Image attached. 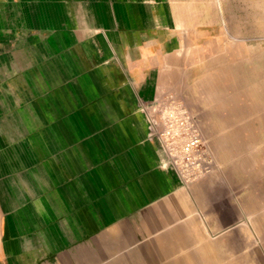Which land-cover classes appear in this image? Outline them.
Returning <instances> with one entry per match:
<instances>
[{"label":"crops","instance_id":"0c3cea01","mask_svg":"<svg viewBox=\"0 0 264 264\" xmlns=\"http://www.w3.org/2000/svg\"><path fill=\"white\" fill-rule=\"evenodd\" d=\"M53 2L0 39V264H264V189L184 186L97 34L116 8Z\"/></svg>","mask_w":264,"mask_h":264},{"label":"rangeland","instance_id":"374dc122","mask_svg":"<svg viewBox=\"0 0 264 264\" xmlns=\"http://www.w3.org/2000/svg\"><path fill=\"white\" fill-rule=\"evenodd\" d=\"M53 1L0 0V39L10 12ZM108 2L122 19L102 23L97 34L123 44L115 54L151 113L165 165L186 187L213 180V186L264 189V28L256 29L264 15L259 21L246 15L255 0ZM191 139L197 143L188 152Z\"/></svg>","mask_w":264,"mask_h":264},{"label":"bare ground","instance_id":"6f19581e","mask_svg":"<svg viewBox=\"0 0 264 264\" xmlns=\"http://www.w3.org/2000/svg\"><path fill=\"white\" fill-rule=\"evenodd\" d=\"M251 14H254L255 16L259 17L260 19H258V21L261 20L262 16L264 15V0H255V2H253V7L251 8V10H248L246 12L247 16H250ZM263 28L264 26L261 23L256 24L257 30L263 29Z\"/></svg>","mask_w":264,"mask_h":264},{"label":"built area","instance_id":"2783aa9c","mask_svg":"<svg viewBox=\"0 0 264 264\" xmlns=\"http://www.w3.org/2000/svg\"><path fill=\"white\" fill-rule=\"evenodd\" d=\"M167 133H168V131H167ZM196 143H197L196 139H191L189 142H187L185 144V150L190 152L191 150H193V148L195 147Z\"/></svg>","mask_w":264,"mask_h":264}]
</instances>
